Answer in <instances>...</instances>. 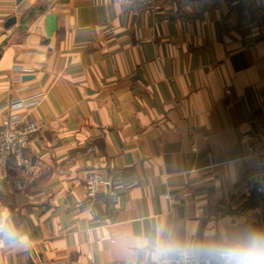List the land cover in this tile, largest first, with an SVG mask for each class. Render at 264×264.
Here are the masks:
<instances>
[{
  "label": "crops",
  "instance_id": "1",
  "mask_svg": "<svg viewBox=\"0 0 264 264\" xmlns=\"http://www.w3.org/2000/svg\"><path fill=\"white\" fill-rule=\"evenodd\" d=\"M17 65L29 79L14 83ZM40 94L30 162L0 190V237L27 244L3 238L0 264H145L130 240L158 228L264 231V197L240 188L264 119V0H175L151 18L131 0H0V126ZM94 171L109 185L90 200Z\"/></svg>",
  "mask_w": 264,
  "mask_h": 264
},
{
  "label": "built area",
  "instance_id": "2",
  "mask_svg": "<svg viewBox=\"0 0 264 264\" xmlns=\"http://www.w3.org/2000/svg\"><path fill=\"white\" fill-rule=\"evenodd\" d=\"M175 0H131L132 14L136 17H154L162 12L166 5ZM31 70L17 65L13 68L14 83L21 82L24 75ZM42 94L29 98H17L5 105L8 111L0 126V190L8 179L10 162L13 160L17 166L27 165L30 158L27 150L33 136L40 131V126L27 118V112L36 109L42 104ZM27 115V116H25ZM213 163V160H211ZM243 173L240 188L247 194L261 195L264 197V119L256 123V133L251 144L247 147L243 158L240 160ZM109 183L97 172H91L85 182L86 196L94 200L101 188H106ZM0 244L4 239L0 237ZM39 264H68L67 262H55Z\"/></svg>",
  "mask_w": 264,
  "mask_h": 264
},
{
  "label": "clouds",
  "instance_id": "3",
  "mask_svg": "<svg viewBox=\"0 0 264 264\" xmlns=\"http://www.w3.org/2000/svg\"><path fill=\"white\" fill-rule=\"evenodd\" d=\"M3 238L13 244H27L11 231L4 232ZM130 244L144 254L145 264H264V231L253 229L236 236L191 240L158 228L155 236L133 238Z\"/></svg>",
  "mask_w": 264,
  "mask_h": 264
},
{
  "label": "water",
  "instance_id": "4",
  "mask_svg": "<svg viewBox=\"0 0 264 264\" xmlns=\"http://www.w3.org/2000/svg\"><path fill=\"white\" fill-rule=\"evenodd\" d=\"M15 22V19H10L9 22H8V25L10 23H14ZM57 30V25H56V17L55 16H49L47 18V31H48V35L49 37H52L53 34L56 32ZM24 80L26 79H29L28 77H24L23 78ZM262 197L261 195H256V198H260Z\"/></svg>",
  "mask_w": 264,
  "mask_h": 264
}]
</instances>
